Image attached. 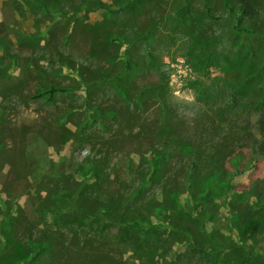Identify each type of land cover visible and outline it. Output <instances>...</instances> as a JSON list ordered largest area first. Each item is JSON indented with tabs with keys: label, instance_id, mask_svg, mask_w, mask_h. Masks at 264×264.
I'll return each instance as SVG.
<instances>
[{
	"label": "rangeland",
	"instance_id": "rangeland-1",
	"mask_svg": "<svg viewBox=\"0 0 264 264\" xmlns=\"http://www.w3.org/2000/svg\"><path fill=\"white\" fill-rule=\"evenodd\" d=\"M0 264H264V0H0Z\"/></svg>",
	"mask_w": 264,
	"mask_h": 264
},
{
	"label": "trees",
	"instance_id": "trees-1",
	"mask_svg": "<svg viewBox=\"0 0 264 264\" xmlns=\"http://www.w3.org/2000/svg\"><path fill=\"white\" fill-rule=\"evenodd\" d=\"M60 89L59 88H52L49 92L50 96H52L53 94H55L56 92H58ZM150 161H151V175L153 176L154 173L157 172V165H159V155L155 154V153H150ZM234 168V167H233ZM239 172L231 169V171H229L228 175H229V181L226 183V192L229 193V190L231 189L232 185H234V179L237 176ZM133 226L144 229L145 227L139 223V222H133L132 223Z\"/></svg>",
	"mask_w": 264,
	"mask_h": 264
}]
</instances>
